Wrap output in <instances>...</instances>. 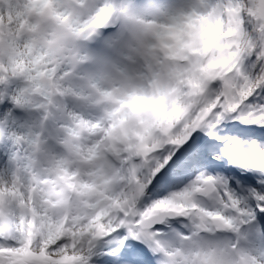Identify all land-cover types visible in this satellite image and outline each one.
<instances>
[{"label":"snow or ice","instance_id":"1","mask_svg":"<svg viewBox=\"0 0 264 264\" xmlns=\"http://www.w3.org/2000/svg\"><path fill=\"white\" fill-rule=\"evenodd\" d=\"M31 91L59 134L0 121V264H264V0H0Z\"/></svg>","mask_w":264,"mask_h":264},{"label":"clouds","instance_id":"2","mask_svg":"<svg viewBox=\"0 0 264 264\" xmlns=\"http://www.w3.org/2000/svg\"><path fill=\"white\" fill-rule=\"evenodd\" d=\"M113 2L119 3L120 0H113ZM96 3L98 6H102L104 4V0H96ZM3 7L6 8L7 5H3ZM32 19L43 23V21H41L38 17H33ZM81 47L84 49H90L92 45L82 44ZM53 63H56L55 58L53 59ZM102 72L103 68L101 66L88 64L81 65L78 71L65 73L60 78L64 79L66 77H70L74 84L88 88L89 82L87 77L90 74H102ZM21 77V72H14L8 76L7 80L9 84L22 83ZM47 83L52 84L53 81L49 80L47 81ZM26 99L28 101L27 104L22 102L15 106L26 113L27 120L25 124L30 125L31 129H38L45 139L58 135L59 130L51 124V121L49 120V123L46 125L45 121L41 119L40 113L35 110L37 106L43 103L40 93L37 91L28 92L26 93ZM53 99H58L60 104L62 105L64 104L66 98L63 95H54ZM29 106L31 107V110H29ZM75 106L82 107V105H80L79 103H77ZM45 119H48V117H45ZM197 259L199 260L200 258L198 257ZM225 261L227 262V264H239V256L238 254H225Z\"/></svg>","mask_w":264,"mask_h":264},{"label":"rangeland","instance_id":"3","mask_svg":"<svg viewBox=\"0 0 264 264\" xmlns=\"http://www.w3.org/2000/svg\"><path fill=\"white\" fill-rule=\"evenodd\" d=\"M9 105H10V104H9ZM2 118L4 119L5 117H2ZM7 122H8V124H9V126L12 127V128H17V129H19L20 126H21L20 123H14V121H13V120H10V119H9ZM12 123H14V124H12ZM3 166H5V164H3L0 168H2Z\"/></svg>","mask_w":264,"mask_h":264}]
</instances>
